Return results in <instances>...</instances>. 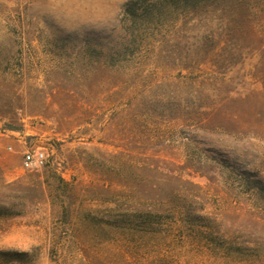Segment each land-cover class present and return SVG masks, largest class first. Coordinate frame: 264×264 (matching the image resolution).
<instances>
[{
    "label": "rangeland",
    "instance_id": "rangeland-1",
    "mask_svg": "<svg viewBox=\"0 0 264 264\" xmlns=\"http://www.w3.org/2000/svg\"><path fill=\"white\" fill-rule=\"evenodd\" d=\"M126 1L0 0V264H264V0Z\"/></svg>",
    "mask_w": 264,
    "mask_h": 264
},
{
    "label": "trees",
    "instance_id": "trees-1",
    "mask_svg": "<svg viewBox=\"0 0 264 264\" xmlns=\"http://www.w3.org/2000/svg\"><path fill=\"white\" fill-rule=\"evenodd\" d=\"M219 0H128L124 3L120 18V27L125 37L119 42L121 48L130 43L140 42L143 35L153 32L168 18L179 12L194 11L199 7H208ZM221 1V0H220ZM264 190V186H260ZM10 208L0 205V216L8 215ZM0 255H11L17 260L27 253L0 251Z\"/></svg>",
    "mask_w": 264,
    "mask_h": 264
},
{
    "label": "built area",
    "instance_id": "built-area-1",
    "mask_svg": "<svg viewBox=\"0 0 264 264\" xmlns=\"http://www.w3.org/2000/svg\"><path fill=\"white\" fill-rule=\"evenodd\" d=\"M45 160L46 159L43 152L25 151L22 160V167L24 169L41 167Z\"/></svg>",
    "mask_w": 264,
    "mask_h": 264
}]
</instances>
